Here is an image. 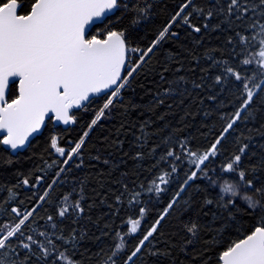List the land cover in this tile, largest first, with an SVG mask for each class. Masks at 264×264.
<instances>
[{
    "label": "snow or ice",
    "instance_id": "snow-or-ice-1",
    "mask_svg": "<svg viewBox=\"0 0 264 264\" xmlns=\"http://www.w3.org/2000/svg\"><path fill=\"white\" fill-rule=\"evenodd\" d=\"M155 15V0H0V144L20 149L50 122L53 129L59 122L74 126L81 110L94 113L78 138L50 130L48 159L42 154L44 166H37L41 175L18 173L23 185L30 184V177L36 181L28 204L17 202L15 189L21 182L7 187L0 201V264H83L74 256L88 232L78 221L91 220L97 204L94 199L87 206L84 202L90 173H75L88 166V137L109 116L122 118L111 141L121 159L104 157L103 163L117 170L131 160L135 170L121 171L112 180L115 188L93 189L99 204L108 207L96 219L98 224L107 217L95 240L112 241L93 253L95 264H177L173 250L188 254L196 243L204 248L194 253L200 264H212L210 251L214 264H264V0H182L154 38L145 41L138 30ZM193 16L202 23L193 22ZM184 28L196 45L206 37L212 40L213 31L223 41L198 55L181 43ZM169 40L189 54L191 75L182 74L186 69L179 52L163 49ZM158 49L164 50L162 59ZM148 75L161 82L150 106L135 103L129 94L143 88L138 81L147 82ZM189 86L203 91L196 99L205 116L217 114L220 126H202L203 146L193 147L194 137L183 134L184 125L154 141L155 121L140 109L152 113L166 97L191 95ZM227 88L237 93L238 106L231 112L221 110L220 96ZM133 110L144 119L133 121L129 156L120 134L133 131L123 119ZM229 138L231 151L225 145ZM101 158L100 151L88 153L90 160ZM4 162L11 163V157ZM49 172H54L50 182ZM144 172L148 176L139 179ZM42 184L47 186L41 192ZM99 186L105 187L103 170ZM58 187L66 190L56 191ZM165 193L162 210L144 228L149 205L161 202ZM45 205L48 214L38 216ZM123 207L138 214L120 219ZM173 212L185 233L179 245L162 231ZM68 218L75 227L65 228ZM128 234L138 237L131 248L125 242Z\"/></svg>",
    "mask_w": 264,
    "mask_h": 264
},
{
    "label": "trees",
    "instance_id": "trees-1",
    "mask_svg": "<svg viewBox=\"0 0 264 264\" xmlns=\"http://www.w3.org/2000/svg\"><path fill=\"white\" fill-rule=\"evenodd\" d=\"M180 2H182V0H155L156 15L150 24L138 30V36L144 37L145 41L154 38L155 31L160 28L163 23H166L167 18H170L173 9ZM197 2H203V0H197ZM119 14V12L116 13L117 16ZM110 19H115V17H110ZM193 22L202 23V21L197 19L195 16H193ZM93 31H95V29ZM211 35L213 36L212 40H208L206 37L202 44L196 45L193 43V35H189L188 29L184 28L181 30L180 40L181 43L184 44L185 48H190L196 54L202 55L206 47L220 44L223 41L222 34H219V40L215 39V37L218 35L216 31H213ZM196 38L199 37L197 36ZM163 49H170L173 52H179L184 58L183 63L185 64L186 69L185 73L182 74L191 75L187 72L190 57L189 54L184 51V49L180 48V46L175 41L171 40L165 41ZM163 49L157 50L159 53L158 59L163 58ZM192 63H196V61H192ZM203 66V63H201L200 67ZM199 76L200 72L196 70L195 77ZM139 83H143L144 87H137L134 94H129L133 96V100L135 103L150 106L152 96L157 90V85L161 82L157 80L154 75H148L147 82H145V80L141 78L138 81V84ZM189 87L191 90V95L184 94L182 96L172 95L170 97H166L164 105L159 106L152 113H148L147 111H144V109H140V111L144 112V116H148L150 119L155 121V124L151 128V130L155 132V135L153 136L154 141H159L163 136L167 135L172 130V128H179L181 125H184L185 129L183 134L194 137L193 147L203 146L207 143V141L204 140L200 135V133L204 131L202 126L208 125L209 127H211L213 124H215L217 127L220 126L221 121L217 118V114L212 113L208 116H205L204 106L200 105L199 100L196 99L197 96L203 95V91L198 89H191V86ZM150 89L151 91H149ZM236 95L237 93L231 88H227L225 90L224 94L220 96V101H222L225 105V107L221 109L222 111L231 112L233 111V108L235 106H238L235 101ZM262 95H264V93H262ZM181 99H183V104L179 102ZM256 99L257 101H259L260 97L258 96ZM229 101H233V103L229 104ZM169 104H171L172 106L169 107ZM162 113H166L164 120L157 119V117ZM186 113L188 114L186 115ZM93 114L94 113H86L81 110L79 113L80 121L74 126H69L67 128L57 126L55 129H53L52 123L50 122L45 128L42 135L35 137L33 140H31V143L26 147L25 150H23L22 152H18L15 155L10 154V152L4 149L0 144V201H2L7 195V187L17 185V182L19 181L21 183L15 189L19 193V200L17 202L19 203V201H23L25 204H28L29 198L32 196V193L36 191V189L32 187V185H34L36 181L35 179H32L30 177V184L23 185V175H18V173L29 175L30 173L34 172L35 175H41V173L37 170V166H44L41 163L40 159L42 154L44 155L45 160L48 159V145L46 144V139L49 135L50 130L58 131L62 136L64 134H70L74 139L78 138V133H81L83 128L87 126L86 122L91 119V115ZM144 116H140L137 111L133 110L130 116L123 117V119H126L128 121L126 127L133 128V131L128 132L126 136L123 132H121L120 134L121 138H124L125 140L123 148L125 151L129 152V156H131L132 151L134 150V146H131V142L134 139L133 132L136 130L135 127H133V121L134 119L143 120ZM121 119V116H109L107 118H102L98 126H96L95 131H93L88 137V143L85 146V159L88 166L75 173L78 177H82L90 173L88 177V183L85 186L84 202L85 206H87V203L94 199L97 204V207H94L91 210V220L80 219L78 221L79 226L81 228L87 229L88 232L87 237L80 242L81 246L76 250L74 256L75 259H82L83 264H95L93 253L97 252L101 247H105L112 242L110 237H103L100 241L95 240V237L100 234V229L103 228L105 219H107V217H102L98 224L96 223V219L98 216H100L101 213H107L108 207L107 205L99 204V197L95 196L93 189H95L96 192L102 193L103 191H107L109 186L115 188L116 185L112 184V180L119 178L121 171L125 170V168H127L129 172L135 170L134 164L131 160L128 161L127 165L121 164L119 169L117 170H113L111 165H106L103 163L104 157H108L109 159L115 161H119L121 159L120 152L111 146V141L116 138L115 128L119 126ZM165 125H170L171 127H165ZM160 129H163V131H160ZM101 136L109 137V139L107 141H101ZM225 145L228 146L229 150L231 151L233 147L231 138L225 141ZM97 151H100L101 153V160L96 161L94 159H88L89 152L95 155ZM9 156L11 157L12 162L5 163L4 161H6ZM52 159H55V156H53ZM102 170L105 184V187L103 189H101L99 186L100 173ZM52 175H54V172H49V182L51 181ZM147 176L148 173L144 172L139 177V179H144ZM46 186V184H42L39 190L42 192L43 188ZM63 190L59 187L56 189V191ZM216 191H219V189H216ZM167 197L168 193H165L164 196L161 197V202L149 205V212L146 214V219H144L143 221L144 228L150 225L155 218V214L158 211L162 210V204L166 203ZM10 206L11 205L9 204V208ZM46 209H48V205H45V208L41 209V211L38 213V216H46L48 214ZM87 214L88 213H85V215ZM129 214L135 216L138 214V210L123 207L120 211V219L126 220V217ZM120 219L116 220V224L120 223ZM205 219H210V217H206ZM39 223L43 224L44 221L40 220ZM63 225L66 229L75 227V225H73L72 223L71 218L64 219ZM122 230L127 234V227H124ZM162 231H165L170 239L175 240L177 242V245L181 243L182 238L185 236V233L181 227L180 220L176 219L175 212H173L172 216H170L169 219L164 222V228L162 229ZM173 233L175 235H173ZM128 235L129 238L125 242L128 247L131 248L137 242L138 237L135 234ZM57 243L61 242L57 241ZM173 251L174 255H176L177 264H200V258L195 257L194 253H202L204 251V248L202 247L201 243H196L189 246L188 254L179 252L178 247ZM208 256L213 258L212 264H214V253L210 251L208 253Z\"/></svg>",
    "mask_w": 264,
    "mask_h": 264
},
{
    "label": "water",
    "instance_id": "water-1",
    "mask_svg": "<svg viewBox=\"0 0 264 264\" xmlns=\"http://www.w3.org/2000/svg\"><path fill=\"white\" fill-rule=\"evenodd\" d=\"M58 126H60V127H62V128H67V127H69V126H71V125H64L63 122H59ZM0 131H2V130H0ZM37 136H39V135H37ZM37 136H35V137H37ZM33 139H34V138H33ZM33 139H31V140H33ZM1 145H2V147H3L4 149L8 150V151L10 152V154L15 155V154H17L18 152H22L23 150H25L26 147H27L29 144H28L26 147H21L20 149H16V150L11 149L10 146L3 145V144H1Z\"/></svg>",
    "mask_w": 264,
    "mask_h": 264
}]
</instances>
